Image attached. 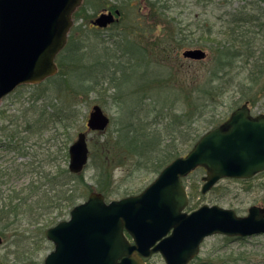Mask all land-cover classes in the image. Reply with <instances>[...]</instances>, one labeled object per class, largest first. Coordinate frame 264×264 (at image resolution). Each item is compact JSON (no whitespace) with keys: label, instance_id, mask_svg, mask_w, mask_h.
<instances>
[{"label":"rangeland","instance_id":"1","mask_svg":"<svg viewBox=\"0 0 264 264\" xmlns=\"http://www.w3.org/2000/svg\"><path fill=\"white\" fill-rule=\"evenodd\" d=\"M153 1L155 0H84L73 15L74 32L69 45L89 49L95 47L96 55H99L103 53V45L117 42V47L122 50L110 48L109 58L113 59L112 55H114L110 64L119 69L127 66L125 62L131 59L126 54L125 44L132 46L133 49L140 48L141 55L136 61L138 66L134 67L135 74L131 75L130 80L123 81V87L116 92L112 87L114 84L117 85V78H120L118 74L109 75L112 79L115 77L111 89L104 85L102 90H96L91 94H74V92H80V88H77L80 76L76 77L79 75L80 67H74L68 60L62 57L58 59V57L56 61L62 65L66 83L58 77L39 86H23L2 100L0 104V205L7 203L3 198L11 195L10 190L20 188L25 190L28 184L31 185V181L44 182L41 177L54 175L59 167L67 168L69 158L68 154L65 158L64 149L67 147V153L69 145L76 139L77 134L86 130V121L94 105H99L103 109L110 118V125L103 134L88 135L89 149L91 144L94 150H90L88 165L82 173L84 184L82 182L77 184L75 193H69V197L72 199L80 196L76 201L78 204L86 199L89 192H97L105 188L108 193L107 200H119L141 192L155 179L156 174L144 170L137 171L133 168V163L129 160L125 162L127 156L121 155L122 151L114 146L117 143L116 133L123 129L126 121H132L136 113L132 110L134 108L141 109L138 114L144 118L150 109L159 110L162 105L166 107L175 105L172 98L163 103V86L176 87L180 84H189L193 88V85L203 82V78L205 80L208 77L212 69L217 66V48L224 39H227L226 30L234 27L227 25L233 19L230 13L234 14L236 11L242 12L241 15L246 18V21L239 25L240 30L237 31L243 32L240 35L244 45L250 48L244 50L241 43L235 42L239 57L234 69L223 78L225 81L230 77V83H232L224 94L216 99L217 112L213 110L214 112H210L209 115L215 112L220 113L214 116L216 120L213 125L217 126L236 107L246 101L249 104L254 102V105H251L253 114L264 113V78H261L257 87L254 88L251 87L247 78L254 69L264 70V0H214V3L208 5L197 0H174L169 2L172 12H162L157 8L158 5L153 7L150 4ZM115 9H118L121 15L114 26L98 31L91 27L90 21L101 11ZM136 31L142 35L134 37ZM207 31H214V33L207 37ZM238 32L235 33L237 37ZM176 33L180 35L175 36ZM175 38L187 39L189 43L193 41V45L185 44L184 47L182 42H178ZM187 49H202L207 53V58L203 61L185 59L182 54ZM249 53L250 55L252 53L254 57H249ZM134 54L137 56L138 52ZM88 58L85 63H90ZM111 68L112 71L115 69ZM201 85L194 87V90L202 87ZM129 88L135 91L136 97V102L131 100V104L128 101L124 103V94ZM34 96L51 99L55 104V111L59 109V106L69 107L65 110L66 115L73 110L72 116L65 119L66 125L52 123L49 124V128L38 129L41 125L28 128L31 124L29 122L36 119V115L29 114L27 110L33 104ZM144 98L147 102L150 98L154 99L156 105L143 106L141 103ZM55 99H57L56 103ZM44 103L40 101L35 104L39 109L36 114L42 110L40 108L45 107ZM149 113L155 115L158 112ZM203 116L206 118H200L198 121L200 128L204 125L200 129L201 135L215 127L207 122V120L210 121L207 114ZM11 120L20 124L18 129L22 131L20 136L23 139L20 141L21 148L19 147L21 154L15 149L4 146L5 141H8L6 135L9 132V129L5 127ZM192 146V141L178 142L179 156H185ZM59 164L61 166H58ZM41 174L44 175L41 176ZM204 175L205 172L198 169L184 179L190 202L188 211L202 205H217L234 210L239 216H245L249 206H264V173L250 180L224 179L207 194H201V178ZM103 180L105 185L109 183L107 187L104 186ZM38 184L33 186V190L39 186ZM70 209L65 206L59 211L42 217L39 212L34 211V213L26 214L22 222L17 221L4 228L0 226V236L3 238L0 246V264H43L45 256L52 250V244L46 240L44 231L59 221L67 220ZM0 223L3 225L4 221ZM32 223L36 224L31 227ZM242 253H245L247 257L244 260L238 258L243 256ZM234 261L238 264H264V235L243 240H229L221 235L208 237L201 245L199 256L191 264H208V262L234 264ZM147 264H165V262L159 254H155L148 259Z\"/></svg>","mask_w":264,"mask_h":264},{"label":"water","instance_id":"2","mask_svg":"<svg viewBox=\"0 0 264 264\" xmlns=\"http://www.w3.org/2000/svg\"><path fill=\"white\" fill-rule=\"evenodd\" d=\"M82 1L0 0V102L16 87L38 85L57 73L56 56L66 46L72 15ZM113 22L109 12L91 23L105 28ZM183 57L199 61L206 53L189 49ZM109 122L100 106L91 108L88 130L78 133L68 149L71 173H81L88 163L87 132L105 131ZM197 167L206 170L202 194L221 179H249L264 171V114L253 117L247 104L237 108L137 195L106 202L102 194L90 193L68 220L46 231L53 250L43 264H145L156 253L165 264H189L208 237L264 234L259 206L249 207L244 217L217 205L185 212L182 179Z\"/></svg>","mask_w":264,"mask_h":264},{"label":"trees","instance_id":"3","mask_svg":"<svg viewBox=\"0 0 264 264\" xmlns=\"http://www.w3.org/2000/svg\"><path fill=\"white\" fill-rule=\"evenodd\" d=\"M170 1L174 0H155L150 4L153 7L158 5L157 8L162 12H172V6L169 5ZM197 1L200 3H207V5L214 3V0ZM241 14L243 13L240 11H236L234 14L230 13V16L233 19L230 20L227 25H233L234 27H230L226 30L227 39H224L219 48H217V66L212 69L211 73L205 80L203 78V82L193 85V88L189 84H180L176 87H169L168 85L163 86V103H166L168 99L172 98L175 105L171 107L162 105L159 110H156V108L150 109L149 112H158L155 115L150 114L148 111H146L148 113L145 116L143 115L144 118H141V116H139L138 114L141 109H132L136 113L135 115H133L134 117L131 119L132 121H126L123 129H121L119 133H116L115 138L117 140V143H115L114 146L119 151H122L121 155L127 156L125 162L129 160L131 163H133L132 166L135 170H144L150 173H155L157 175L168 163L179 156V150L177 149L178 142L182 140L184 142L192 141L193 144L199 138V136L201 135L200 129L204 127V125L200 128L198 121L200 118H206L203 115L207 114L208 119H210V121L207 120V122L212 123L213 125V122H215L216 120L214 116L220 114L216 113L217 106L215 104V101L219 97V95L224 94L225 90L232 83H230V77L225 81L223 80V78L227 77L229 75V72L234 69L239 57L235 42L241 43V47L244 48V50L250 48V46L244 45V41L241 36L243 32L241 33L237 31L240 30L239 25L246 21V18ZM73 32L74 29L72 28L68 44L58 56V59L62 57V59L68 60V62L71 63V65H73L74 67H80V71H78L79 75H76V77L80 76L78 81L79 84L77 87L80 88V92H74V94H91L93 92H96V90H102V87L104 85H106L107 88L111 89L115 77H113L112 79L109 75L116 76L118 74L120 75V78H117V85L114 84V86L112 87V89L116 92L117 89L123 87V81L130 80L131 75L135 74L134 67L138 66V62L136 63V61L138 56L140 57L141 55L140 48L133 49L132 46H128V44H125L124 48L126 50V54L127 56H130L131 59H128L127 62H125L127 66L121 67V69H119V67L112 66L110 64V60L112 58H109V52L111 50L110 48L122 50L117 47V42H112L111 45H103V53L96 55L97 49L95 47L89 49L87 47H80L78 45H69ZM236 32L239 33L238 37L235 35ZM213 33L214 31H207V37H210V35H212ZM139 35L141 36L142 33L140 34V32L138 33V31L134 33V37H137ZM178 35L180 34H175V36ZM234 35L236 37H234ZM175 40H177L178 42H182V46L184 47L185 44L186 46L193 45V41L192 43H189L187 39L175 38ZM100 46H102V44ZM141 50L145 51V49L142 48ZM136 51L138 52L137 56L134 54ZM122 55L125 54L122 53ZM248 55L251 58L254 57L252 53L251 55L250 53ZM112 56L114 59V55ZM87 58L90 63H85ZM58 67L59 72L52 79L54 80L60 77L61 81L66 83L67 81L65 79V76H63L65 73L61 68L62 65H60L59 63ZM111 67H114L115 69L112 71ZM263 74L264 70L262 69H254L249 73L247 78L250 81L252 88L257 87L261 78H264ZM50 80L51 79H49L48 81ZM200 85L202 87L194 90V87ZM60 86L62 88L61 84ZM130 88L124 94V103L128 101L131 104V100H134L136 102V97L134 96L135 91H132V89ZM63 89L65 90V87ZM194 93H196V95ZM48 100L49 99L46 97L34 96L32 100L33 104L27 110H29V114L34 116L36 115V119L32 122L28 121L29 123H31L28 128L33 126H35L33 128H36L40 125L41 126L38 127V129L42 127L49 128V124L52 123L60 124L62 126L66 125L64 124L65 119L69 118L70 115L72 116L73 110H71L70 113L66 115L65 110L69 107L59 106V109L55 111V104L51 99L49 101ZM40 101L45 102V107L40 108L42 110L38 114H36L39 109L35 106V104ZM142 101L143 102L141 104L143 106H147L150 104L156 105V101L154 99L151 100V98L148 102L145 100V98ZM54 102L56 103L57 99H55ZM251 105H254V102H251ZM213 110H216V112L210 116L209 113L214 112ZM8 124L9 123H7L5 127V129H9V132L6 135L8 137V141H5L4 146L8 149H15L21 154L22 152L20 151V141H23V139L20 136L22 131L18 129L20 124H18L14 120H11L10 124ZM214 126L215 124L212 127ZM66 148L67 147H65L64 149L65 158H67ZM90 150H94V146L91 144ZM58 166L61 165L59 164ZM102 173H104V169H102ZM43 175L44 174H41V176ZM41 179L44 182L31 181V185L28 184L25 187V190L23 188H20L18 190L13 189L12 191L10 190L9 192L11 193V195L3 198V200L7 201V203H2L0 205V222L4 221L3 225L0 223V226H2V228L8 226L9 224L13 225L17 221L22 222L26 218V214L34 213V211L39 212V215L42 217L59 211L60 209L65 208V206L71 208L80 198V196H78L71 199L69 197V193H75L77 184H81V182L84 184L82 174L73 175L69 173L67 168L59 167L54 175L50 174L49 177L43 176L41 177ZM104 182L105 180H103V184ZM35 183H39L38 185L40 187L38 186L33 190V186L36 185ZM108 184H104V186L107 187ZM106 189L107 188H105L104 190H99L97 192L103 193V195L107 198L108 193ZM40 191H42V193ZM61 192H63L62 195ZM41 196L42 198H40ZM35 224L36 223H32L30 225L31 227H33ZM242 254L243 256L241 255L238 258H241L243 260L247 258L245 257V253ZM208 264L211 263L208 262ZM227 264L230 263L227 262ZM234 264H238V262L234 261Z\"/></svg>","mask_w":264,"mask_h":264},{"label":"flooded vegetation","instance_id":"4","mask_svg":"<svg viewBox=\"0 0 264 264\" xmlns=\"http://www.w3.org/2000/svg\"><path fill=\"white\" fill-rule=\"evenodd\" d=\"M118 21H119V20H118ZM118 21H117V22H118Z\"/></svg>","mask_w":264,"mask_h":264}]
</instances>
